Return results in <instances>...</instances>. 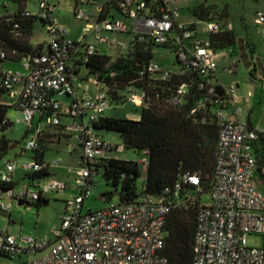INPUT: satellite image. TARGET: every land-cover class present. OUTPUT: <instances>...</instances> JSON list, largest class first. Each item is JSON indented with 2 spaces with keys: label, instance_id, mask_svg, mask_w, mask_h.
Listing matches in <instances>:
<instances>
[{
  "label": "built area",
  "instance_id": "1",
  "mask_svg": "<svg viewBox=\"0 0 264 264\" xmlns=\"http://www.w3.org/2000/svg\"><path fill=\"white\" fill-rule=\"evenodd\" d=\"M182 1L189 0H163L162 4H156L155 0H123L119 7L123 15L134 21L133 29L137 37H149L157 45L168 44L171 39L184 45V49L178 52L179 62L208 79L209 93L213 94L210 78L218 68L219 50L212 47L210 40L193 38L189 24L180 22L178 3ZM86 2H77L76 17L80 20L86 18V13L79 6ZM40 7L39 15L48 23V51L33 60H25L24 72L7 71L4 85L12 89L11 97L19 102L22 111L20 122L27 126L32 125L38 111L48 104L56 112L46 119L45 124L60 125L61 118L57 111H62L63 104L51 96L72 98L66 112L70 124L66 127L76 142L69 152H73L78 145L82 146L81 169L75 180L79 195L66 203L62 225L55 229V241H38L33 237L17 239L4 228L0 229V254L11 260L24 255L42 254L40 258L25 264H167L162 251L170 203L165 196L142 195L130 203L111 204L99 211L83 213L84 203L90 198L94 187V166L99 159L110 156L113 150L120 152L125 148L104 140L93 129L92 123L104 116L109 107L105 91L94 80H89L99 88L98 92L92 96L87 92L81 95L77 85L83 82L71 74V56L85 51L87 61L88 56L96 53V47L84 44V39L74 41L69 38L68 29L55 16L50 0H40ZM148 10H152L151 13L147 14ZM255 23L264 25V12L256 14ZM100 24L87 25L96 38L102 32L128 31L121 20H105L103 26ZM208 30L216 34L220 27L212 22L208 23ZM0 57L5 58L2 51ZM149 71L160 73L165 81L171 79L172 69H163L156 62L149 66ZM225 90L230 101L223 103L214 113L219 134L215 179L209 194L210 202L203 204L200 197L193 264H264V194L256 180L258 165L253 152L254 144L263 142L264 145V131L241 121L239 116L242 109L233 107V111H229L230 105L234 104L236 89L232 86ZM186 93L187 87L180 86L171 104L180 105ZM144 98L145 94L133 92L128 96L127 103L140 107ZM203 107L202 102L198 104V109ZM206 122L204 119L203 123ZM37 146L36 133L31 136L25 150L32 151ZM142 162L146 163V160ZM44 167L36 161L25 166L33 172H39ZM14 171L15 164L7 163L0 181L10 183ZM261 171L264 177V161ZM185 184L199 188L200 177L187 175L177 188L181 189ZM67 188L69 186L65 182L52 181L26 185L19 193L11 189L5 194L11 202L31 203L46 198L50 192ZM196 199L197 196L192 200ZM11 208V205L0 204L3 212L10 213ZM252 234L263 238L262 247L250 248L247 245V237Z\"/></svg>",
  "mask_w": 264,
  "mask_h": 264
},
{
  "label": "trees",
  "instance_id": "2",
  "mask_svg": "<svg viewBox=\"0 0 264 264\" xmlns=\"http://www.w3.org/2000/svg\"><path fill=\"white\" fill-rule=\"evenodd\" d=\"M122 1L113 0L112 4L123 14L119 7ZM28 2L29 0H0V51L5 54L4 59L0 57V161L15 144L5 136V132L14 125L8 115L11 111L22 114L19 102L11 97L12 89L4 85L8 72L2 66L6 62L33 60L48 51L47 45L35 46L32 43L37 24L46 27L48 23L39 14H31L27 10ZM155 3L162 4L163 0H155ZM151 11L148 10L147 14ZM107 12L102 10L101 20L106 17ZM193 14L199 21L214 22L220 27L218 33H209V40L215 50L238 46L239 39L234 31L229 29L227 8L220 10L216 6L196 4ZM188 29L193 36L196 34L195 24L188 25ZM251 47L255 50L254 44ZM158 48L167 49L175 56L170 80L165 81L161 79L160 73L149 71V66L156 62ZM183 49L184 45L172 39L168 44L157 45L149 37L141 39L136 36L129 45V52L115 59L98 51L88 56L87 61L85 51H78L71 56V74L80 82L94 80L97 86L105 91L111 104L127 103L128 96L133 92L145 94L142 105L135 106L141 110L139 120L101 116L92 126L102 138L106 132L116 133L125 151L142 153L146 163L119 159L113 156V153H116L113 150L107 158L99 159L94 167L96 175H100L106 185L113 188V191L101 195L105 201L118 197V203L124 204L133 202L142 195L167 198L170 212L165 226V245L162 251L167 264H193L201 199L203 195L211 193L215 179L219 134L214 113L223 103L230 101L226 87L218 81L216 73L210 78L214 87V93L210 94L208 79L181 65L177 56ZM83 69L86 74H83ZM182 85L187 87V93L180 105H172L171 101ZM51 97L57 98L56 95ZM201 102L204 107L198 109ZM54 112L56 111L53 106L46 105L35 116L39 117L43 127H34L33 121L32 125L28 126L26 136L31 137L37 133L38 140L37 148L31 151L32 159L46 166L39 172L29 171L31 174L26 178L29 179L30 186L50 176L45 156L52 145L59 146L62 140L72 138L63 123V118H69L63 109L61 112L57 111L61 118L60 125L45 124L46 119ZM204 119L207 120L206 123H203ZM248 125L251 126L250 123ZM81 149L82 146L78 145L71 154H78ZM24 152L27 151L24 149ZM253 152L258 165L256 180L264 194V177L261 171L264 161L263 142L254 144ZM143 169L147 173L146 179L139 188L138 180L142 177ZM187 175L200 177V191L189 184L183 185L181 189L177 188ZM16 186L13 178L10 183L0 181V204L5 195L3 191L14 189ZM195 196L197 199L193 201ZM48 201L41 198L28 204L40 207ZM0 213L6 212L0 209ZM0 257L9 258L2 254Z\"/></svg>",
  "mask_w": 264,
  "mask_h": 264
},
{
  "label": "rangeland",
  "instance_id": "3",
  "mask_svg": "<svg viewBox=\"0 0 264 264\" xmlns=\"http://www.w3.org/2000/svg\"><path fill=\"white\" fill-rule=\"evenodd\" d=\"M78 0H50V5L55 10V16L62 21L70 34V38L80 41L83 38L84 44H91L97 48H101V53L111 55L113 58L124 55L128 51V45L134 39L132 33H110L102 32L99 38H96L87 25H97L100 21L102 10L109 12L108 20L121 18L117 8L112 4L113 0H87L80 9L86 13V18L80 20L76 17V7ZM196 4H204L205 6H216L218 9L223 10L227 8L229 12L228 23L237 39L244 41L246 38H251L257 46V58L260 64L264 67V25L255 23L256 14L264 12V0H189L178 3L180 9V22L196 24V34L198 38L205 40L209 37L208 22L199 21L193 14V8ZM27 10L31 14H40V0H29ZM126 25L132 24V20L125 18ZM103 26L104 24H100ZM131 26V25H130ZM103 38V39H101ZM33 45L48 43V28L43 27L38 23L32 39ZM156 62L162 68H172L175 62V56L164 48H158ZM238 46L228 48L224 51H219L217 64L218 68L216 76L218 81L225 87H235L236 95L234 97V104L230 105L229 111L242 109L239 116L241 121L251 123L255 128L264 131V78L258 79L256 82L250 80L249 65L244 62L242 56L239 54ZM23 62L19 63H4L6 70L13 72H24ZM83 74L86 70L83 69ZM89 87L87 94L92 96L96 93V85L94 82H83L81 85ZM79 94L83 92L82 87H78ZM239 86V87H238ZM83 94V93H82ZM58 101L63 104V111L68 112L72 98L64 95L57 96ZM106 117L125 118L139 120L141 117V110L136 108L131 103H124L117 107V104H111L104 113ZM14 125L5 132V136L12 140L15 144L12 146L3 160L0 161V174L5 169L8 161H13L16 165V170L13 173L14 182L18 185L14 188L15 193L21 192L29 179L27 175L31 174L25 166L33 162V152H24L26 145L31 137H27L28 126L20 122L21 113L11 111L8 115ZM66 121L63 118V121ZM38 123L37 117L33 120V126L36 127ZM103 138L115 145H121V140L116 133L106 132ZM71 144V145H70ZM75 140H62L61 145H52L51 149L46 153L45 163L48 165L50 176L46 178L44 183L52 181H61L68 184L69 189L59 190L49 193V204H42L40 207L36 206H19L17 201L9 200L5 194L1 202L5 205H11V212L0 213V229L7 228L10 233L17 239L21 237H33L38 241H55V229L62 225V217L66 209V202L73 201L79 191L76 187L75 180L77 173L81 169L80 155L71 154L69 149L75 145ZM113 156L134 162H141L143 160L142 153L134 151H120L113 153ZM59 161V164L56 162ZM146 170H142V177L138 180L139 188L142 187L146 179ZM257 176V174L255 175ZM25 177V178H24ZM95 185L91 190V196L84 203L83 213L95 212L106 208L111 204H118V197L113 198L111 201L99 200V197L107 192L113 191L112 187L106 185V182L100 175L95 176ZM37 183V182H36ZM39 184V183H37ZM210 202L209 194L202 196V203L207 204ZM247 245L250 248H260L263 246V238L257 235H248ZM42 254L37 256H22L15 260L0 257V264H25L40 258Z\"/></svg>",
  "mask_w": 264,
  "mask_h": 264
},
{
  "label": "crops",
  "instance_id": "4",
  "mask_svg": "<svg viewBox=\"0 0 264 264\" xmlns=\"http://www.w3.org/2000/svg\"><path fill=\"white\" fill-rule=\"evenodd\" d=\"M108 14H109V12H107V14H106V17L104 18V19H100V21L98 22V23H103L105 20H108ZM120 14V16H121V18H115L114 16L112 17V19L111 20H121V21H123L124 23H125V21L124 20H122V18L123 19H125V18H128V17H126L125 15H123L122 13H119ZM130 21H131V19H130ZM132 22V24H130V25H127V27H128V33H132V34H134V37L137 35L135 32H134V29H133V27H134V21L132 20L131 21ZM183 23H185V22H183ZM186 24H194V23H192V22H189V23H186ZM195 29L197 30V26H196V24H195ZM229 29H231V28H229ZM232 30V29H231ZM193 37H195V39L196 40H199V41H207V40H209V37L207 38V39H205V40H202V39H200V38H198V36H197V34H195ZM69 38H70V34H69ZM71 40H74L73 38H70ZM84 40H85V38H83ZM103 39V38H102ZM104 40V39H103ZM74 41H76V40H74ZM104 41H106V40H104ZM133 41V40H132ZM41 44V43H40ZM40 44H38V45H40ZM255 45V49L257 50V46H256V44H255V42L251 39V38H246L244 41H242L241 39H239V44H238V48H239V54L242 56L243 55V52L242 51H244V46H242V45H249L250 47H251V45ZM45 45V44H44ZM130 45V44H129ZM129 45H128V51H127V53L129 52ZM243 47V48H242ZM96 49H97V51L98 52H100L101 51V48L99 49V48H97L96 47ZM224 50H227V49H224ZM224 50H219V51H224ZM101 53V52H100ZM126 53V54H127ZM102 54V53H101ZM126 54H124V55H126ZM103 55H105V54H103ZM107 56H110V57H112L111 55H107ZM122 56V55H121ZM119 57V56H118ZM243 57V56H242ZM113 58V57H112ZM115 58H117V57H115ZM115 58H113V59H115ZM174 65V64H173ZM3 67V69L4 70H6V68H5V66L3 65L2 66ZM162 68V67H161ZM163 69H166V70H169L170 68H163ZM171 69H174V67H172ZM7 71V70H6ZM8 71H11V72H13L12 70H8ZM260 81L262 82V84H263V81L261 80V76H260ZM79 86L80 87H82V90H83V94L85 93V92H88V90H90L89 89V87L86 85V87L82 84V85H80L79 84ZM78 86V87H79ZM98 90H99V88L98 87H96V93L98 92ZM81 93V95H83ZM95 93V94H96ZM94 95V94H93ZM122 105V104H121ZM118 106H120V105H117V107ZM106 117V116H105ZM36 118V117H35ZM128 118H130L131 119V117H128ZM37 119H38V123H37V126L39 125L41 128L43 127V125L44 124H42V123H40V119H39V117H37ZM65 119H66V121L64 120L63 121V123L65 124V125H68V124H70V118H68V117H65ZM41 124V125H40ZM248 124V123H247ZM251 124V123H250ZM251 126H253L252 124H251ZM39 127V128H40ZM254 127V126H253ZM70 139H72V140H74L73 138H70ZM105 140V139H104ZM109 142V141H108ZM71 145V144H70ZM15 147V146H14ZM76 154V153H75ZM78 154L80 155V158H81V151H79L78 152ZM81 162V161H80ZM7 163H14L13 161H8ZM6 163V164H7ZM15 164V163H14ZM6 170V166H5V169L3 170V172ZM15 170H16V165H15ZM3 172L0 174V177H1V175L3 174ZM15 172V171H14ZM13 172V173H14ZM13 173H12V178L14 179V176H13ZM48 173H49V171H48ZM45 177V176H44ZM46 178L47 177H45V179L42 181H38L37 183H39V184H42V183H44V181L46 180ZM16 183V182H15ZM36 183V184H37ZM17 184V183H16ZM18 185V184H17ZM67 189H69V188H67ZM4 197V196H3ZM46 199L47 200H49L50 198H49V195H47V197H46ZM10 200V199H9ZM11 201V200H10ZM13 202V201H12ZM12 202H11V204H12ZM67 203V202H66ZM49 204V201L48 202H46L44 205H48ZM12 214V212H10V215ZM9 230V229H8ZM10 232V231H9Z\"/></svg>",
  "mask_w": 264,
  "mask_h": 264
},
{
  "label": "flooded vegetation",
  "instance_id": "5",
  "mask_svg": "<svg viewBox=\"0 0 264 264\" xmlns=\"http://www.w3.org/2000/svg\"><path fill=\"white\" fill-rule=\"evenodd\" d=\"M242 46H244V51H242L243 52L242 58H243L244 62L249 65L250 80L252 82H256V81H258L260 76H261V78L262 77L264 78V67L258 61L257 50L256 49L254 50L249 45H242Z\"/></svg>",
  "mask_w": 264,
  "mask_h": 264
},
{
  "label": "water",
  "instance_id": "6",
  "mask_svg": "<svg viewBox=\"0 0 264 264\" xmlns=\"http://www.w3.org/2000/svg\"><path fill=\"white\" fill-rule=\"evenodd\" d=\"M238 87H239V86H238ZM12 148H13V147H12ZM8 191H9V190L6 189V190H4L3 192L6 193V192H8ZM99 200H104V197L100 196V197H99ZM18 204H19V206H29L28 203H24V202H19Z\"/></svg>",
  "mask_w": 264,
  "mask_h": 264
}]
</instances>
